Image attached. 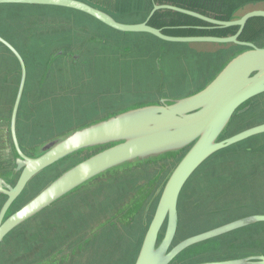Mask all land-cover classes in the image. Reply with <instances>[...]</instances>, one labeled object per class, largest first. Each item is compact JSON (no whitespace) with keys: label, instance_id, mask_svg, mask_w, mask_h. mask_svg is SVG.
I'll return each instance as SVG.
<instances>
[{"label":"rangeland","instance_id":"1","mask_svg":"<svg viewBox=\"0 0 264 264\" xmlns=\"http://www.w3.org/2000/svg\"><path fill=\"white\" fill-rule=\"evenodd\" d=\"M8 6L0 9V32L10 34L8 32L13 25H18L22 31L33 30L35 32L30 38L31 44L26 38L20 35L15 37L12 32L11 34L18 45L25 46L24 50L34 49L37 52L39 47L45 46L37 43L52 38L45 46L47 51L52 46L54 50L63 49L62 57H65L63 62L59 60L58 65L54 62L52 66L48 65L49 57L45 56L31 61L33 78L38 71L44 77L43 69L46 66L48 74L47 81L39 86L40 101L33 97L22 101L18 134L24 151L29 155L40 154L48 142L87 123L112 116L114 112L120 113L142 105L155 104L163 99H179L191 95L206 84L204 80L208 76H215L242 49L237 46L232 52L222 50L208 56H202L195 51L193 55L198 58L197 64L190 62L185 65L179 58L188 56L193 59L192 50L186 44L170 46L146 34L118 33L98 21L67 10ZM7 10H21V13L28 15L25 20L32 22L27 27L25 24H14L10 14L16 12L6 13ZM262 28L261 26L260 29ZM263 31L264 28L257 37L260 46L264 45ZM95 33L103 36L107 47L97 58L99 53L92 49L99 46L95 45L99 43L98 39H88ZM146 45L149 48L158 47L161 55L165 56L155 53L148 58L144 55L143 59L135 50ZM193 46L200 52H212L220 44L198 43ZM158 48L156 50L159 52ZM0 50L3 48L0 47ZM26 55L31 57V54ZM74 55H77L76 61ZM148 55L151 53L148 52ZM167 58L170 59L169 63ZM218 58L220 59L216 69L207 75L206 64ZM56 66L60 67L58 74ZM11 67L20 72L16 64ZM201 67L203 68L199 69ZM33 90L37 89L32 87L31 91ZM16 93L17 90L7 91L5 95L11 96L13 101L0 103V175L12 183L16 182L19 174L14 171L16 155L8 120ZM249 106L248 114H244L242 118H234L227 130L228 134L264 123V94L252 99ZM263 144L264 134H260L210 158L213 160L209 163L223 161L224 170L219 169L215 173L227 176V180L225 177L216 178V181L214 179L210 183L204 174L208 162L194 173L179 201V229L174 245L233 220L264 214V164L259 170L260 175L253 179L243 178L247 170L240 166L234 170L233 166L236 157L249 156L245 149L254 147L252 151H255L256 147ZM86 155L89 154L82 153L67 159L35 177L14 209L17 210L33 199L65 169ZM182 155L183 153L168 156L106 175L107 177L95 180L70 194L12 233L0 247V264H44L53 257L54 261L50 264H134L154 215L160 191ZM253 157L257 162L264 163V151L253 154ZM13 171L15 175L12 174ZM115 175L119 176V180ZM133 180L143 188L151 186L150 197L142 208L131 206V199L135 196L132 192ZM118 183L125 185L128 191L117 190L113 193L112 189ZM214 188L223 190V196L217 197L218 190ZM5 199L0 196V208ZM239 204L243 205L236 209L228 207ZM65 207L68 214L62 212ZM121 207L130 208L122 213L119 212ZM125 221L127 225L124 224ZM233 242H238V245ZM250 252L264 254V224L252 225L204 242L200 246L190 247L182 253V260H177L175 264L215 262L213 260L226 256H248Z\"/></svg>","mask_w":264,"mask_h":264},{"label":"water","instance_id":"2","mask_svg":"<svg viewBox=\"0 0 264 264\" xmlns=\"http://www.w3.org/2000/svg\"><path fill=\"white\" fill-rule=\"evenodd\" d=\"M260 4L264 2L245 10L229 21L210 18L174 5H155L146 21L127 24L118 22L108 13L79 0H0V5L54 6L77 10L116 31L149 34L166 42L185 43L197 52L200 50L193 45L198 43L220 44L225 48L242 47L215 76H208L204 80L206 84L193 94L179 99H163L155 104L142 105L120 113L114 112L112 116L87 123L61 138L48 142L40 154L29 155L24 151L18 134V113L27 80L26 64L19 51L0 36V44L15 56L21 73L11 117L8 120L16 155L14 171L19 176L16 182L12 183L11 180L0 175V196L6 198L0 209V247L22 225L93 181L106 175H113L115 172L182 153L180 161L170 172L160 191L154 215L134 264H172L190 247L264 223V214L247 216L191 236L174 245L179 229V201L194 173L215 154L252 136L264 134L263 123L225 138L234 118L249 109L248 106L242 107L264 94V45L240 40L251 19L264 18V5ZM158 10L185 14L217 28L238 27L239 29L236 34L228 37L169 36L149 24ZM219 59L206 64L207 75L216 69ZM82 153L89 155L65 169L17 211L14 213L10 211L12 205L35 177ZM14 171L12 174L15 175ZM116 177L119 180V176ZM134 182L135 180L132 182V192L135 196L131 199V206L137 205L142 208L151 193V186L143 188L138 182ZM115 187L112 189L113 193L117 190L128 191L127 187L120 183ZM128 208L121 207L119 212L125 213ZM62 212L68 214L67 207L63 208ZM124 224L127 225V222L125 221ZM163 229V235L160 237ZM49 260L44 264H48ZM201 264H264V255L255 254L245 258Z\"/></svg>","mask_w":264,"mask_h":264},{"label":"flooded vegetation","instance_id":"3","mask_svg":"<svg viewBox=\"0 0 264 264\" xmlns=\"http://www.w3.org/2000/svg\"><path fill=\"white\" fill-rule=\"evenodd\" d=\"M79 1H81V0H79ZM82 2H84V1H82ZM86 3V2H85ZM88 4V3H87ZM90 5V4H89ZM155 5H170V4H157V3H155L154 4V6H153V8L155 7ZM23 6H25V7H23ZM32 6H34V7H32ZM38 5H16V7H22L23 9H28V8H35V7H37ZM3 6L2 5H0V9L2 8ZM43 7H54V6H43ZM93 7V6H92ZM60 8H62V7H60ZM67 9V8H66ZM73 10V9H72ZM159 11H161V10H158L157 12H159ZM12 12H16V13H13V14H10V16H12V19L13 20H15L18 16H19V14L21 13V12H23V11H21V10H7L6 11V13H12ZM156 12V13H157ZM155 13V14H156ZM154 14V15H155ZM1 17H3V16H1ZM154 17V16H153ZM152 17V18H153ZM209 17V16H208ZM151 18V19H152ZM210 18H213V17H210ZM214 19H216V18H214ZM217 20H219V19H217ZM151 21V20H150ZM149 21V22H150ZM224 21V20H223ZM226 21H228V20H226ZM101 23V22H100ZM206 23V22H205ZM14 24H18L17 22H15ZM102 25H103V23H101ZM208 25L207 26H200V27H198L199 29H203V30H211V31H213V30H218V29H224V28H217V27H215V26H213L212 24H209V23H207ZM167 25H170V23L169 24H167ZM260 24H258V28H260L261 26H259ZM104 26V25H103ZM27 27V26H26ZM104 27H106V26H104ZM108 27V26H107ZM106 27V28H107ZM166 28H170V26H168V27H165L164 29H166ZM184 28H187L186 26H184ZM11 32H12V34L15 36V37H17L18 35H20V36H22V37H24V38H26L25 40H28V42H29V44H31L32 42L30 41V38L32 37V35H33V32H35V31H33V30H27V31H22L21 29H20V27L18 26V25H13L11 28H10V31L8 32V33H10V34H8V35H6V33H4V32H0V36L1 37H3V38H5L6 40H8L18 51H19V53L22 55V57H23V59H24V61H25V64H26V70H27V80H26V84H25V90H24V94H23V98H22V101H23V99H28V98H31V97H33L36 101H40V95H41V93H40V88L41 87H39V86H41L43 83H45L46 81H47V74H48V72L46 71V67L43 69V76L44 77H42V72H40V71H38L36 74H35V77L33 78L32 77V75H31V73H32V66H30L31 65V61L32 60H34V61H37V58L38 57H40L41 59H42V56H45L46 58H48L49 57V64L48 65H54V62H57V65H58V63L61 61V62H63V59L65 58V57H62V55H63V49H61V50H59V49H57V50H54V47L52 46L51 47V49H50V51L48 52L47 51V47H45V46H47L48 45V42H49V40H52V38H49V39H46V42H45V40H41L39 43H37V44H45V46H41V47H39V51L37 52V50H34V49H32L31 51H29V50H24L23 49V47H25V46H23V45H18L17 44V42H16V40H15V38L13 37V35L11 34ZM237 33V32H236ZM235 33V34H236ZM230 36H232V35H230ZM176 37V36H175ZM216 37H221V36H216ZM241 37V36H240ZM42 38H44V37H42ZM89 40L90 39H98L97 41L99 42V43H97V42H93V43H97V44H95V45H99V46H97V47H94L92 50L93 51H95V52H98L99 54H97L96 55V58L97 57H99V56H101L102 54H103V52H104V50L107 48L106 47V45H105V42L103 41V36L101 35V34H93V35H90L89 36V38H88ZM102 40V41H101ZM34 41V40H33ZM43 41L45 42V43H43ZM53 41H51V43H52ZM162 42H166V41H163L162 40ZM247 42H253V41H247ZM55 43H57L56 41H55ZM169 43V45L170 46H174L173 44H171V42H168ZM255 43V42H254ZM28 44V45H29ZM175 44H181V45H184L185 43H175ZM257 45H258V43H256ZM162 45H164V44H162ZM187 45V44H186ZM188 46V45H187ZM0 47H2L3 48V50H0V103L1 102H3V104H4V102H6V103H9L10 101L12 102L13 101V99H12V97L11 96H9V95H5L6 93H7V91H16V90H18V85H19V83H20V79H21V73L19 72L18 73V71L19 70H16L14 67H11L12 66V64L14 65V64H16L19 68H20V65H19V62L17 61V59L15 58V56L7 49V48H5L4 46H2L1 44H0ZM189 47V46H188ZM115 49H118L119 47H114ZM158 47H151V48H149L148 47V45H146L145 47H140V48H138L137 50H135V52H137L139 55H141L142 57H143V59H144V55H145V57L146 58H148V57H153V55L155 54V53H157V55L158 56H161V57H163V56H165V55H161V53H160V49H159V52L156 50ZM190 48V47H189ZM237 48V46H231V47H227V48H225V47H223V46H220L216 51H201V52H195V50H193L192 49V56H193V59H189V57L188 56H186V58H184V59H182V57L181 58H179L180 59V62L182 63V64H185V65H188V64H190V62H194L195 64H197V61H196V59H198V58H196L194 55H193V52H195V53H197V54H201L202 56H208V54H211V55H215V54H218V53H220L222 50H225V51H230V52H232L234 49H236ZM191 49V48H190ZM149 50H151V51H149ZM150 52L151 53V55H148V52ZM26 54H31V57H28ZM77 55H79V54H77ZM77 55H74V61H76V59H77ZM54 59H56V61H54ZM60 60V61H59ZM166 61L169 63L170 62V59L169 58H167L166 59ZM203 64V63H202ZM39 67V66H38ZM56 70H57V74L59 73V66H56ZM153 73V72H152ZM32 87H35L37 90H33V91H31L32 90ZM3 94H2V93ZM9 96V97H8ZM15 100V99H14ZM22 101H21V105H20V110H19V113H18V122H19V116L21 115V109H22ZM246 106H248L249 107V109L246 111V112H244V113H242V114H240L239 115V117H244L246 114H248L249 112H250V106H249V103L247 104V105H244L242 108H245ZM241 108V109H242ZM251 108H252V106H251ZM245 114V115H244ZM260 124H263V123H260ZM260 124H256V125H251V126H248V127H245V128H242L238 133H240V132H243V131H245V130H247V129H251V128H253V127H256V126H258V125H260ZM238 133H230V134H227V136L225 137V138H227V137H230V136H233V135H236V134H238ZM260 135V134H259ZM262 135V134H261ZM255 136H258V135H255ZM252 137H254V136H252ZM252 137H250V138H252ZM249 138V139H250ZM19 139H20V137H19ZM248 140V139H247ZM21 141V140H20ZM244 141H246V140H244ZM244 141H242V142H244ZM253 148L254 147H251V148H247V149H245L247 152H245V153H247V155H249L247 158H235V160H236V163H235V165H233L234 166V170L236 169V168H238L239 166L240 167H242L244 170H247V172L242 176L243 178H247V179H253V178H255V177H257V175L259 176L260 174H259V170L262 168V164H264V163H261V162H257L256 161V159L253 157V154H257V153H259V154H261V152L262 151H264V144L263 145H261V146H258V147H256L255 149V151H252L253 150ZM249 149V150H248ZM213 159H209L207 162H208V164H207V167L204 169V174H205V176H206V178H207V180L210 182V183H212L213 182V180L215 179V181H216V178H221V179H224V177H225V179L227 180V176H220V175H218V173L216 174L215 172L216 171H219V169L220 170H224V163H223V161L222 160H218V162H216V163H209V162H211ZM206 162V163H207ZM205 163V164H206ZM205 164H203L202 166H201V168L205 165ZM201 168H199V170L201 169ZM220 188V187H219ZM221 189V188H220ZM220 189H215L214 188V190H218V196L217 197H221V196H223V194H221L222 192H223V190H220ZM26 190V189H25ZM25 192V191H24ZM23 195V194H22ZM21 195V196H22ZM21 198V197H20ZM19 198V199H20ZM18 199V200H19ZM17 200V201H18ZM17 201L15 202V204H13L12 205V207H11V212L12 213H14L15 211H17L16 209H14V206L16 205V203H17ZM241 205H243V204H239V205H228V207H230V208H232V209H236V208H239ZM2 207V206H1ZM1 209V208H0ZM216 239V238H215ZM213 240V239H212ZM209 241H211V240H209ZM207 242V241H206ZM233 243H236L235 245H238V242H233ZM202 244H204V242L202 243ZM202 244H198V246H200V245H202ZM182 255V254H181ZM181 255H179L173 262H172V264H175V262L178 260V261H181L182 260V256ZM249 255V254H248ZM245 257H248V256H244V257H242V258H245ZM239 258H241V257H233V256H231V257H222V258H220V259H218V260H213V261H228V260H234V259H239ZM198 264H201V262L200 263H198Z\"/></svg>","mask_w":264,"mask_h":264},{"label":"trees","instance_id":"4","mask_svg":"<svg viewBox=\"0 0 264 264\" xmlns=\"http://www.w3.org/2000/svg\"><path fill=\"white\" fill-rule=\"evenodd\" d=\"M81 1H84L90 4L91 6L108 13L109 15L114 17L118 22L127 23V24H137L146 21L155 3L170 4L180 8L196 11L205 16L213 17L219 20L229 21L232 20L233 18H236L237 15L243 13L245 10L255 7L256 5H259V3L264 2V0H81ZM2 6H8V5H2ZM9 6H16V5H9ZM35 8L45 9V10H52V9L67 10L73 13L83 15L85 17H89L95 21H98L95 18L77 10L60 8V7H43V6H37ZM27 17H28L27 14L20 13L19 16L14 21L19 24H25L27 26L30 21L32 22V20L29 21L28 19L25 20ZM169 23L170 25H167ZM149 24L155 28L161 29L164 34L174 37L175 36L176 37H190V36L228 37L230 35H234L239 29L238 27H230V28H224L218 30L215 29L213 31L199 29L198 27L207 26L208 24L197 18L170 10H161L157 12L154 15V17L151 19ZM258 24H260L259 26H262L264 28V18L251 19L247 23L240 37V40L253 41L257 43V37L259 36L261 30L263 29V28L262 29L258 28ZM168 26H170V28L164 29L165 27ZM184 26H186L187 28H184ZM107 28L115 32L122 33L110 27ZM152 37L162 42V40L154 36ZM165 44H169V43L165 42ZM171 44L176 46L175 43H171ZM149 197L145 200V202L149 199ZM260 224H264V223H259L256 225H260ZM163 231L160 237L162 236ZM255 254L257 253L250 252L248 256ZM53 261H54V257L48 261V264L52 263Z\"/></svg>","mask_w":264,"mask_h":264},{"label":"crops","instance_id":"5","mask_svg":"<svg viewBox=\"0 0 264 264\" xmlns=\"http://www.w3.org/2000/svg\"><path fill=\"white\" fill-rule=\"evenodd\" d=\"M189 48V47H188ZM190 49V48H189ZM190 50H192V49H190Z\"/></svg>","mask_w":264,"mask_h":264}]
</instances>
